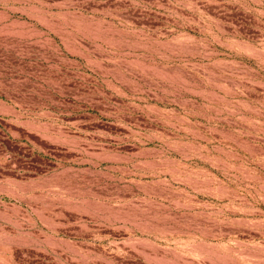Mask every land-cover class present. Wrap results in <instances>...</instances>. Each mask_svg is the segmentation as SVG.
<instances>
[{
    "label": "rangeland",
    "instance_id": "obj_1",
    "mask_svg": "<svg viewBox=\"0 0 264 264\" xmlns=\"http://www.w3.org/2000/svg\"><path fill=\"white\" fill-rule=\"evenodd\" d=\"M0 264H264V0H0Z\"/></svg>",
    "mask_w": 264,
    "mask_h": 264
}]
</instances>
